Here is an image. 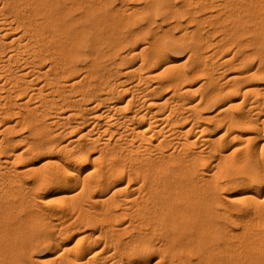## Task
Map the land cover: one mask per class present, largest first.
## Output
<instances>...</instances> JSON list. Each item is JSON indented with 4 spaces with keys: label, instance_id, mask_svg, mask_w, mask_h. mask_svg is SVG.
Masks as SVG:
<instances>
[{
    "label": "bare ground",
    "instance_id": "1",
    "mask_svg": "<svg viewBox=\"0 0 264 264\" xmlns=\"http://www.w3.org/2000/svg\"><path fill=\"white\" fill-rule=\"evenodd\" d=\"M3 1L0 0V2H1L0 3V52L2 51L4 53H6L5 52L6 48H9L8 49L9 52H8L7 58L4 57V53H1V54H3V56L0 55V76H5L4 77L5 81H4V79H2L3 81H1V82H3V83L0 82V87L3 88V86L6 87V86L10 85L7 88L8 93L5 92L4 94H5V96L7 94H8V96H10V99L8 100V102L10 104H12V106L6 107V108H8V109L5 108L6 110L1 109L2 112H0V116L3 118V116L6 117L9 115V117L12 118L13 115H11V111L18 109V107H17L13 110L12 109L14 107L13 105L16 104L17 106H24V107H26L25 105H27V108L29 111H26L27 108L25 109V111L28 112V114H27L28 117H26V115H22L21 116L22 117L21 122H28L31 124V126L34 125L33 129L37 130L40 126L38 127V125H36L35 123L37 121H39V120H37L38 119L37 115L41 114L42 111L40 110V108L42 106L41 107L38 106L39 111H41V112L38 111V108L36 106L39 102H36L37 104L35 106L33 105V107H31V106L29 107V104H30L29 102H30L31 97L34 95L35 96H41L43 98V101L40 100L41 101L40 103H43V104L45 103L47 106H48V104H52V103H50V100L45 97L48 95H46L47 92H45L44 85L48 84L47 85V87L49 86L48 89L49 90L51 89V92L52 91L54 92V90H52V89H55V92H56V89L57 90L59 89V85L61 84L60 82L62 81V78H64V77H66L65 79H68L67 81H70V82H68L69 87L74 85L75 83H78V86H76V84H75V88L76 87L78 88L80 86V90H81V92H79L80 96L78 98V101L75 102L76 104L74 107L70 106L72 104H70V105L68 104L71 102L67 103L68 107H67V105H65L67 107V110L70 108L75 109L76 105L79 101H81V102L82 101L83 102L84 101H87V102L92 101V102H91V104H89L90 106H88V107L84 106V104H83V107L84 108L86 107V109H88V111L91 112V114H89L90 117L87 118V116H88L87 115L88 113H87L86 114L87 116H84L82 118V121H80V119H77L78 122H76L74 119V121L76 123H71L72 124V125L70 124L71 128L69 127V128L65 129V130L68 129L70 132V129H73V128L76 129V127L77 128L83 127V125L87 122L88 123L87 130H85V132L83 130L84 136H88L87 138H85V140L88 139V141L86 140L87 143L86 142L85 143L80 142L81 140H79V138H80V134L82 133L81 132V133H78L79 137L76 135L77 136V137L75 136L76 138L75 137H73V138L71 137V139L68 138L69 141L67 139V141L65 143H62L60 145L56 144L55 140H49L48 141L46 139V142L47 141L50 142V143L47 142L48 144H45L46 142H44L43 144L40 142L41 144H38V142H35V140H34V142H35L34 144H32L33 143L32 142L30 144L31 146L30 145L28 146L29 143H27L26 146L24 145V147H22V150H19L16 148L15 144L12 143V142H14L13 140H12V142L11 141L8 142L6 140L8 143L5 144L4 143L5 141L3 140L5 138L1 137L2 140L0 138V152L2 150V153L4 151L6 153V155L4 158L0 157V176H3L5 173L4 172L5 170L2 167H7V168H11V166L13 167V165H15L17 160L20 161L26 157L27 153L29 154V150L32 151V153H33L34 151L39 152L40 150L46 151L47 149L49 150V149H52L56 146V148H54V150H55V149H57V147L60 146L59 148L62 151V155H61L62 157H60V158L58 157L59 159H55V157L54 158L48 157L44 163L47 164V166H48V164H50L49 166H52V169H51V167L50 168L47 167V169L49 171L47 172L44 170L43 174L44 175L46 174V176H42L43 174L40 175V172H39L38 173L39 178L41 176V178L44 179V181H45V178H47V177H51V176H53V178H54V176H57V178L60 177V178H62L63 182L66 185L79 188L78 194L83 193V196L86 192H89V191H92V193L95 192V191H93V189H97V190L101 189L102 194L99 192H98L99 194H97V192L90 194V192H89V194L91 195L90 197L93 199L94 203L97 204L96 206L99 208V209H97V207H96V210L99 212V210L102 209V212H101V210H100V212H101V216L103 218L97 217V216L96 217L100 218L99 220H102V219L104 220V218L107 219L106 221L108 222V224L112 222L113 223V224H111L112 227L114 226L116 220H120V222H121V219H122V222H121L122 226L118 225L120 227H117L118 221L115 224L116 227L118 228V230H116V228H115V230L118 232V234H119V230H120V233H122V234H123V232L129 233V227H131V226H133V228L134 227L138 228V230L140 229L139 231L134 230V231H136L135 232L136 235L133 234L134 236L132 238L129 237L130 238V239H128L129 241L125 240L128 238V236L127 237L125 236L126 238L123 239V241H121L122 243L126 241L125 245L123 243V246H125V247L121 246L122 243L119 245L122 248H118L119 246L116 247L117 249L113 247V249L116 250L115 251L116 253H113V251H109V249H107L108 247L106 248L107 250L105 249V251H103L104 246L100 250H98L99 248L97 249L95 247H94L95 249H93L90 241L86 242V244H85L84 242L81 241L82 239H79L81 235L78 236V239L76 240L77 242H75V245H71L72 247L70 246V248H67V246H69V245L61 246L60 241L62 239L59 240L60 236H57V237L55 236L56 238L55 237L51 238V241L53 242V244L55 246H58V247L61 246L62 247V249L59 250L58 254L55 253L57 256V259L60 258L59 264H61L62 262L64 264H144V263L146 264L147 261H149L150 259L149 260L144 259L143 256H145V254L148 253L150 250L151 251L153 250L152 248L155 245V242H153L154 245L151 243L150 240L152 238L150 239L147 237L151 233H149L148 230H146L148 232V234H147V232L143 231V230H145L143 228H145V226H148V225L151 226V224H152L151 231H155L156 227L159 228L160 226L161 227L164 226L163 228H164V230L166 229V233H167L166 240L163 239V241H165V243L163 244L160 241V243L163 246H161L158 242V244L160 246L157 247V249L159 251V252L158 251L157 252L160 253V254H158V256H161L160 261L163 260L164 258H166V257H164V255L167 252L169 255L168 260H174L177 257V260H175V261L178 264H264V242L258 241L261 238L260 236L264 237V232H263L264 228L261 231L259 230L258 233H256L255 230H253L255 234L249 232V230H248L249 237L242 238V236L240 237V233L233 232L234 229L230 230L226 225H223V223L221 225V224L216 223L215 222L216 220L214 221V218L221 214L219 209L217 210L218 204L220 202H222L221 201L222 199L220 200L221 196L219 197V195H218V191H222V189L224 187H225V189H227L226 186H229L231 184H233V186H234L237 184L236 186H240V185L245 186V189L249 188L248 190H250L253 187L252 185H254V183H255V185L256 184L260 185L259 187L264 189V160H263L264 159L263 158L264 157V141H262L261 143H258V144L255 143L256 144V145H254L255 147H253V146L250 147L248 145L250 148H246L244 145V144H246L245 142H248V141H244V143L241 141L242 143H239V145L236 144V147L234 146L233 147L234 149L233 148L231 149L232 153H227V152L225 153L224 152V148H225L224 147L225 146L224 141L225 140H226L225 142L228 141V143H226V145H227L230 143L229 141H234L236 139L234 136H237V138L239 137V139L242 138L241 135L239 136L238 134H236V132H233L234 130L232 131V129H237L239 127H241V128L248 127V128H250L249 129L250 131H251V129H254V132L256 131L255 135L256 136L258 135L257 137L262 136V135H260L261 134L260 132L263 131V129H264V115H262L264 112V109H262L263 108V103H262L263 100L262 99H264V84H262L263 86L261 85L262 87H260L259 84H257L258 87H256V84H253V82L251 81V78L254 76H257L258 74H260V72L264 73V0H244L245 1L244 4L242 3L243 1H241V2L239 1L245 7L244 8L242 4H239L240 8H242V7L244 8V12L241 9L237 8L238 5H233L232 1L228 2L229 0L228 1L224 0L225 3L221 0H220L221 2L219 1L220 3L219 2L216 3L217 1L215 2V0H197L195 2H193V0H189V1H192L193 3H196V6H198L196 8H199L197 10L192 8L193 10L190 9L192 12L188 13V15H191V17L190 16L188 17L189 18L188 20H190V22L193 21L194 23H196V25H197L196 28L200 27L205 22H207V23L209 22L210 24H212V22H214L212 25L213 26L215 25L216 29H217L216 26H220V25L227 27V25H226L227 18L226 17H228V19L232 18L233 21L235 22V23L232 22V24L234 23V28L236 25L235 30H237V31H235L234 33H232V35H230L231 36L230 37L231 42L229 40H227V42H224V39L223 40L221 39L222 37L220 38L221 40L215 41L216 42L215 50H213L210 53L208 52L209 54L204 53V50L206 49V47L204 50H203V48L205 45H209L212 43L211 38H213V36H214V35L212 36L213 33H210L211 38H209L208 35H206V37H205V35L202 34L203 32L198 33L197 34L198 36L196 35L197 38L195 37L197 42L195 41L196 43L194 44L190 54L188 55V58L186 56L187 59H185V61H182V62L179 61V63L185 62L184 66H182V64H179L177 62H173L174 61V60H172L173 58L171 59V57L166 55V52H167L166 47L168 46V42L165 43L166 42L165 40H167V38L170 37V36L169 37L167 36L168 33H166V32L170 31L169 29L171 27H173L171 24H174V26H175V24L177 26L180 25V29L183 28L181 30L182 31L181 34H183V35L185 33L189 34V32L191 34L192 33L191 31L194 30L191 27H190L191 28V30H190V28L186 24H183L182 19L180 18V16L183 15L182 12L185 10V7H184V9H182V8H180V7H182V5H181L179 7L180 12H178L179 11L177 9L178 5L175 6L174 5L175 3L173 4V0H159V1H157V0H151L150 1L149 0V2L147 0L146 5L143 8L142 7L136 8L138 5L137 6L135 5L136 6L135 8H132V7L130 8L129 4H128V5H126L128 7H126L125 5L122 6L123 9L125 6L124 10L119 5L118 9L109 10L110 13L107 12L109 14L106 16L103 14L104 11L102 12V15L99 14L97 16L96 20L95 19L93 20L92 25L88 27V30L84 29L83 30L84 32H81V30H80L79 32H81V33H76L73 35V37L71 35V38H68V36H67L66 38L69 39V41H68L69 44H65V45H68L67 47H64L65 45L63 46L64 42L61 44L59 43L60 46H57V47L58 48L61 47V49L63 51H66V54L64 53L65 56L63 54V61L61 60V61L57 62V64L60 63V64H58V66L57 65H55V66L50 65V67L47 66L48 68L46 67V70L42 69L43 68L42 67L43 66L42 60L44 58V54H41L40 51L38 50V48L40 47L39 49L43 50V49H41V47H42L41 44L45 43V39H46V33L45 32H48L46 29H48V30L50 29L52 31L50 33L55 34L54 36H56V33L61 35V32L63 33V30L66 29V28H64L65 26H63L65 24H63V25L61 24L62 27H57L56 26L57 23L55 22L57 20H55V21L52 20L51 21V22H53L52 24H51V22L48 23L46 21L47 26H42L43 24L41 23L42 24L41 26H39V27L37 26V27H33V28L29 29L30 33H31V37H32V38L30 37V40L33 39V37H34L37 39V40L34 39L35 42L40 43V41L42 39L44 41L42 43H40L39 46H37V49L34 47L35 44H33L32 47L34 48V50H33L34 54H32V55L29 54V57H28V51H29L28 48L32 45L31 44L32 42L30 43L31 45H28L29 44L28 41L30 42V40H28V23L26 25L22 24L23 30H18V26L21 25L22 17H26V19H28V14H25L27 10H24V15H22L21 9L23 8L25 3L27 6V4L29 2H28V0H10V1L6 0L7 3L5 1L4 2ZM45 1L44 0L42 1L43 5H44V3H46ZM127 1H131V0H127ZM156 1H157V3H156ZM170 1L172 3H169ZM184 1H183V4H184ZM187 1H185V4L187 3ZM189 1H188V3L192 5V3ZM20 2H23L24 4L23 3L20 4ZM53 2L54 1H52L51 3H53ZM102 2H103V0H102ZM144 2H145V0H144ZM165 2H166V4H165ZM37 3H36V5H37ZM229 3H231L233 5V7ZM245 3H246V5H245ZM228 4H229V6H231L233 8V11L231 8L232 13L229 10V11H227V15H226V13H225L226 11L223 12L225 9L222 10V8H227V7L230 8L228 6ZM21 5H22V7H21ZM78 5H79V3H78ZM171 5L172 6L174 5L175 7H172ZM26 6H24V9H27ZM37 6H35V7L38 10ZM184 6H186V5H184ZM120 8L122 9V11ZM212 8H217L216 10L219 9L218 12L217 11L215 12L216 15L214 12L209 14V12H212L211 11ZM228 8L226 10H228ZM50 9H52V8H50ZM181 9H182V12H181ZM237 9H239V10L236 14ZM168 10H170V12ZM240 10H241V12H240ZM167 11L169 12L167 14L168 18L171 17L172 19H175L176 21L174 20L175 22L171 23V24H169V22H168V24H169V26H167L168 28H164V27H162L161 24H159L158 27L164 29L163 33L157 34L159 32H156L157 30H155L154 35H153L154 37H152L153 39L151 41L146 42V43H148L147 45L143 44L142 47H139L140 45H138V43L143 39L145 34H147V31H152V29H155L153 27L151 29L150 28L151 25H153V24L156 25L155 23H157V25H158L159 22H157V20H156V15H158V16H160V14L163 15L162 13H165V12L167 13ZM202 11H203V16L201 15L198 18L197 15L199 14V12H202ZM60 12H61V10H60ZM222 12L225 13V14H222L223 16L221 15ZM228 12H230V13H228ZM38 13H40V11ZM61 13H63V11ZM61 13H60V16L63 15ZM88 13H90V10H88ZM218 13L221 17H219ZM139 15H141V16L143 15V18H144V16H146L145 19L147 20V23H146L147 26H142V27H138L135 29V28H133V22L136 20V18ZM216 16L219 17V20H216V18H215ZM32 17H34V16H32ZM31 18H30V20H31ZM58 19H60V18H58ZM71 19H74V18L72 17ZM166 19H167V17H166ZM69 20H70V17H69ZM71 21H73V20H71ZM71 21H69L70 24H71ZM161 22H163V21L161 20ZM231 28H233V25ZM232 30L233 29H231V31ZM226 31H228V30H226ZM231 31H229L230 34H231ZM64 32H66V31H64ZM71 32H69V33H71ZM74 32H77V31H73V33ZM73 33H71V34H73ZM86 33L88 36V40H89V36L92 35V40L90 43L92 45V47H91L92 52L90 53L92 55V58H91L92 61H91L90 65H88V63L86 64V65H88V68H90L88 71H86V74L83 72L84 74L80 75V77H82V75H83L84 78L87 80L86 82L84 81V83H83L84 79L83 80L80 78L78 80L76 78L74 79V77L76 75V70H77L76 66L77 65L76 64L74 65V63L72 62V59H73L74 54L76 53L75 52V46H77L79 43H81V41L84 40ZM190 34H189V36H190ZM9 35H10V39H7V37H9ZM172 35L173 34H171V36ZM179 35H180V33H179ZM179 35L177 36V38L182 36V35H180V36ZM224 35H223V37H225ZM246 35L251 36V38H249V37L244 38ZM62 36H63V34H62ZM62 36H59L60 39L62 38ZM56 38H58V37H56ZM38 39H40V40H38ZM60 39H58V40H60ZM185 39H187V38H185ZM215 40H217V39H215ZM56 42H57V40H56ZM44 46H45V44H44ZM137 46L140 49H138ZM212 46L213 45H211L210 47H212ZM32 47L30 49L31 51H32ZM46 47H47V45H46ZM129 47L131 48L130 51H128ZM179 47H180V45H179ZM233 47H235L234 52H233V50L231 51V49H233ZM249 47H253L256 50L252 49L250 51V50H248ZM42 48H44V47H42ZM47 49H45V50H47ZM137 49H138V51H137ZM125 50H127L128 52L126 51L127 53H125L124 52ZM59 52H62V51L60 50ZM30 53H33V52H30ZM80 53H81V51H80ZM219 53H220V55H219ZM217 54H218V56L215 57V55H217ZM256 54H257V56L260 57V58H258V60L259 59L260 60H259V65L257 64V66L255 67L254 62H253V59L255 57H253V55H256ZM107 55H108V57H105ZM52 56H54V55H52ZM131 56L132 57L138 56V57H140V60H138V62H136V65L128 66L129 68L124 69L125 71L123 70V72H125L128 75L126 77H130L129 74L131 75V73L134 74V79L129 78V79H131L130 80L131 85L129 86L127 84L128 87H126V86H124L125 84L122 85V83L126 79H124V81L123 80H117V79H119V77L116 78L115 76L118 73L117 72L118 68L116 71H114V70H115L116 66L119 64H126V65L130 64V65H132L133 62L131 61V58H132ZM192 56L194 57L195 61L191 67H188L189 68L188 69L185 64H186V61L188 59L190 60V57H192ZM210 57H212V58L213 57H215V58L220 57L222 59L220 62L230 64V66L226 65L227 67H225L226 69L228 68L231 70V73H230L229 77L227 78L228 80L226 81V83H224V82L221 83V85L220 84H214L212 86L211 90L209 92L207 91L208 93L205 96L201 95L200 98L198 96V99L189 98L190 96L187 94H190L192 91H195L194 89L191 88L190 85L192 82L191 78L193 76H195L196 74H204V75L209 74V76L211 78L210 81L216 82L215 81L216 76L214 74H212V71H211V73L208 72V67H210L211 65L209 64L210 62L208 63L207 58L210 59ZM14 58H16L17 59L16 61H19V63L22 62L21 63L22 65L18 64V65H20V67H18L17 70H15L16 68L13 69V70H15L13 72L11 69H8V66H9L8 64L11 63V62L10 63H8V62L11 59L13 61ZM101 58L102 59L105 58L103 64L100 60ZM107 58L109 60V61L107 60L108 62L106 61ZM215 58H213V61ZM183 60H184V58H183ZM210 61H212V60H210ZM218 62H219V60H218ZM14 63H15V61H14ZM104 63H106V64H104ZM54 64H56V63H54ZM214 64H216V63H214ZM161 65H163V67L160 68L162 70L161 71L159 70L157 73H155L156 72L155 69ZM212 65H213V63H212ZM218 65L220 66V64H218ZM216 66L217 65H215V67ZM77 67H80V66H77ZM82 67H83V65H82ZM84 67H86V66H84ZM223 67L224 66H222V68ZM225 68H223V70ZM209 69L211 70V68H209ZM221 69H220V71H222ZM226 69L224 70V72L225 71L227 72L228 69L227 70ZM9 70H11L12 72H10ZM120 71H121V69H120ZM216 71H218V70H216ZM220 71H219V73H220ZM213 72H214V70H213ZM40 73L44 74V76L46 77L47 84H45V83H42L43 85L37 84L38 85L37 87H35L36 85L34 84L35 86L32 87L33 88V90H32L31 87L29 86V84H27L29 82L28 77L31 75H32V77H33V75L36 77H40L39 76ZM215 74H217V73H215ZM220 74H219V77H220ZM204 75H201V76H204ZM90 78H95L94 79L95 81L93 82L91 80H88ZM70 79H72V82ZM208 79H209V77H208ZM217 79H218V77H217ZM32 80H30V83H32L34 81V80L33 81ZM74 80H76V81H74ZM151 80H156V81L154 82ZM204 80L205 79H203V81ZM150 81L154 82V84L149 85ZM127 82H129V81H127ZM57 84H59L57 86L58 88L55 87ZM65 84L63 83L62 86H64ZM121 86H123V87H121ZM27 87H28V89H31V91H33V92H30V93H32L31 94L32 96L28 95L29 98L28 97L24 98L22 96L23 98H21L19 100L20 102L19 101L17 102V100H15L18 96L15 97V99H13L14 94H18V93L22 94V92H25V89H27ZM62 88H64V87H62ZM165 88L169 89V95L167 97L165 96L166 98L164 100H162V98L157 99V98L153 97V94L155 96L157 93L163 92V89L165 91L166 90ZM49 90H46V91H49ZM71 90L72 89H70V91ZM77 90H79V88ZM2 91H3V89H2ZM27 91H29V90H27ZM72 91H74V90H72ZM238 91L240 93H243L244 96L242 95V99H243L242 102L243 103L246 102L248 104L247 105L248 109L247 110L245 109L246 112H244V111L239 112L240 114L238 113V115H235L234 112L231 113L230 107L232 106V104H231L230 100H231L232 94H234ZM57 92H61V90H59ZM62 92L60 93V95L62 94ZM65 92H68V91L66 90ZM74 92H71V93H74ZM122 92H125V93L130 92V93H128V95H131V96L127 97L128 99L123 98L126 101L124 103H122V101L120 100L121 94L124 95V93H122ZM28 93L26 92V94H28ZM36 93H39V94L37 95ZM75 93H78V91ZM176 94L179 95V97L177 99L174 98V96ZM250 94L251 95L255 94V96L251 97ZM60 95H59V97H60ZM63 95H64V93H63ZM157 95H159V94H157ZM185 95H187L189 97H186ZM260 95H261V98L263 97L262 99L259 98ZM49 96H51V95H49ZM76 96H78V95H76ZM64 97H65V95H64ZM123 97H125V96H123ZM176 97H177V95H176ZM33 98L37 99L38 97L37 98L33 97ZM52 98H53V95H52ZM75 99H76V97H75ZM4 100H6V99H4ZM13 100H15V102H13ZM64 101L66 102L65 98H64V100L61 99L60 104L64 105ZM70 101H72V100H70ZM169 101L171 102L170 105L168 104ZM31 102H33V99H31ZM53 103H54L53 105L59 106V109L61 110V112H62V108H63V110L66 109V108H64L65 106L64 107L61 106L62 108H60V105L57 102L56 103L53 102ZM5 104L6 103L3 102L1 105H5ZM236 104H238V103H236ZM39 105H41V104H39ZM99 105H102L101 109L99 108L98 109L99 111L95 110L97 108V106H99ZM217 105H218V108H216L217 110L215 109L216 111H213V113L214 112L215 113L211 114L210 116L206 115L207 117H205L203 119H206V118L212 119L215 124L219 123L220 121L221 122L223 121L227 125V127L225 129V126H226L225 125L224 131H219L220 135L219 134L216 135L217 137L212 135L213 136L212 137L210 135H206V133L210 132L209 131L211 129L210 127L206 126V124L198 125L197 119L205 116L204 115L205 113L204 112H203L204 114L200 113L198 116L195 115V117L193 115L196 114L200 110L205 111L206 108L210 109L211 107L217 106ZM147 106H150V108H152V109H147ZM50 107H52V106L50 105ZM50 107H48V108H50ZM181 107L187 108L189 110L188 111L189 113L192 112L191 114H193V112H194V114L192 116H193V120H196V121L189 119L191 116L187 115V111L185 108H184V110H185L186 114L184 116H182V118H179L178 110L182 111V109H180ZM239 107H241V106H239ZM36 108H37V110H36ZM55 108H57V106H55ZM77 109H78V113H81V111L79 112V107ZM83 109L80 107V110H83ZM42 110H43V108H42ZM15 111L17 112V110H15ZM20 111H18V112H20ZM25 111H22L21 113H23ZM37 111L39 112V114ZM44 111L45 110H43V113H45ZM49 111H51V110H49ZM55 111H58V110L55 109ZM250 111L251 112L253 111L252 112L253 114ZM1 113H2V115H1ZM17 113H15V115ZM66 113H68V112H66ZM69 113H70V115H73V112H69ZM78 113H76V114H78ZM46 114H47V112H46ZM74 114H75V111H74ZM181 114H182V112H181ZM18 115H20V114H18ZM65 115H67V114L64 113V116H62V118L68 116V115L67 116H65ZM174 115H175V118H174ZM40 116H42V115H39V117ZM44 116H46V115L44 114ZM1 117H0V121H1ZM54 117H56V116H54ZM16 119H19V118H16ZM57 119L58 118H56V120ZM182 119H184L183 122L187 119L191 120L193 122L189 121L191 123L188 122V124H186L185 122H187V121H185L184 123H182V121H181ZM51 120L50 121L53 122L55 120V118H53ZM61 120H59L57 122L61 123L60 122ZM200 120H202V119H200ZM16 121L20 122V120H16ZM54 122H56V121H54ZM62 122H64V121H62ZM179 122H181V125H179L180 124ZM221 122H220V125L222 124ZM47 123H48V121H47ZM69 123L70 122H68L67 125H69ZM206 123H207V121H206ZM3 125H4V123H3ZM203 125H205V126H203ZM223 125L224 124H222L221 126H223ZM13 126L14 125H8V127H6V125H5V128H7V132H8V130H10V127L12 128ZM20 126H18V127H20ZM23 126H24V124H23ZM41 126L45 128V126H43V125H41ZM65 126H66V124H64L63 128H65ZM215 126L216 125H214V127ZM15 127H13V128H15ZM18 127H17V129H18ZM40 128L38 131L42 130ZM47 128H48V126H47ZM74 129H73V131L71 130L72 133L75 131ZM239 129H237V130H239ZM4 130H3V132H4ZM65 130H63V131H65ZM244 130H246V129H244ZM55 131L58 133L57 130H55ZM43 132H45V131H43ZM51 132H49V133H51ZM59 132H60V130H59ZM69 132H65L66 133L65 135H67V133H69ZM252 132H253V130H252ZM4 133H6V131ZM40 133H41V135L40 134L39 135L41 136V138H42V136L43 137L46 136L45 138H49V135L47 136L45 133H42V132H40ZM47 133H48V131H47ZM60 133L62 135L64 132H60ZM69 134H71V133H69ZM211 134H212V132H211ZM55 135L58 136V134H56V133L54 134V136L51 134L52 137H56ZM82 135H83V133H82ZM242 135H243L242 139H246V140H249L252 136V134H250L251 136L249 135L250 137L248 135H246L247 137H244L245 136L244 134H242ZM255 135L253 134V137L251 139L253 140L255 138V141H256L257 138ZM1 136H3V135H1ZM20 140L22 141V139H20ZM58 140H60V139H58ZM18 141H19V139H18ZM43 141H44V139H43ZM61 141L62 140H60V142ZM56 142H58V141H56ZM240 144H243L244 146H242ZM250 145H251V142H250ZM241 147H245L246 149L244 150V148H241ZM28 148H30V149H28ZM240 148L242 150H244L243 155L241 154L242 151L241 152L239 151L240 154L237 151V153H238L237 156L240 155V157L239 158L234 157L236 155V154L234 155V152L238 149L240 150ZM52 150H51V153H52ZM231 150H229V151L231 152ZM216 153L218 154L217 159L214 156V154H216ZM207 156H209V159H211V161H212V158H210V156L211 157L214 156L215 159L214 158L213 159L216 162L214 160L212 162L209 160L211 162V165H209ZM255 157H256L257 161H258V159L259 160L261 159V162H259L258 164L253 166V165L249 164V162L251 163V160L255 159ZM89 158L92 159L89 166L83 170H80L81 163L83 161L88 160ZM231 158H233V159L231 160ZM200 162H202L201 165H199ZM213 162H215V163H213ZM42 166L45 167V165H43V164H42ZM1 168H2V170H1ZM15 168L13 167V169L12 168L11 169L14 170V172H17V169L15 170ZM33 168L32 169L30 168L31 171H33ZM213 169H214V172H213ZM34 170H35V168H34ZM41 170H42V168H41ZM219 170H220L221 174H220ZM9 171H7V173ZM24 171L27 172V170H24ZM12 172L13 171H11L10 176L8 175L9 177L6 180V182L0 181V200L2 199V201H0V202L7 200V201H9V202H7V205L9 206V208L13 207V209H14L17 207V203H15V201H13L11 197H14V195L16 197L19 194H16V192H15L16 190L14 189L15 188L14 186H13L14 188H12V189H14L13 192H11V189H10L11 185L9 184L10 188L8 186V183H10V182L13 183L14 179H15V181L17 180L16 179L17 174L14 176V174H13L14 172L13 173ZM217 172L219 174H216ZM7 173H5V175H7ZM216 175H218V177ZM214 176L217 178L220 177V180H222V179H224V180H222V182H221L220 180L215 179ZM3 177L5 178V176H3ZM41 178L38 179V181L40 182V185H42L41 182H43V180L41 181ZM38 181H37V183H39ZM220 182H221V185H220ZM17 183L15 182L13 184H17ZM43 184H45V183H43ZM220 186L222 188L219 190ZM38 187H40V186H38ZM111 187H113V188H111ZM230 188H231V186H230ZM261 188H259V190H255V189L252 190L251 192L253 194L247 193V194H245L244 197L247 196L246 199H248V197L256 199L255 197L259 196V198H260V196H261L260 194L262 193V190H260ZM26 189L27 188H25V190ZM245 189H244V192H245ZM23 192H20V193H23ZM219 194H221V193L219 192ZM63 195L64 194H62V196ZM223 196L227 197L225 194ZM64 197L65 198L71 197L70 199H72V197H74V195L68 194V196L64 195L61 198H64ZM87 197H88V194H87ZM87 197H86V199H87ZM244 197H240L239 199L240 200H241V198L244 199ZM232 198H234V197H232ZM232 198H230V200ZM9 199H11V200H9ZM262 199H264V196ZM23 200H24V198H23ZM61 201H62V199H61ZM249 201H251V200H249ZM262 201L264 202V200H262ZM217 202H218V204H217ZM253 202H256V201L253 200ZM5 204H2V205L4 206ZM68 204L70 206V203H68ZM216 204H217V206H215ZM228 204H230V202H228ZM261 204L262 203L260 202L258 205L260 206ZM25 205H26V203H25ZM219 205L221 206V204H219ZM254 205H255V203H254ZM0 206H1V204H0ZM8 206H7V208H8ZM222 206H225V205L222 204ZM259 206H257L256 209L259 208ZM263 206L261 205L262 210H260V208H261L260 207L259 209H257L258 210L257 212L255 211L256 209L254 207L250 206L251 209L249 211L247 210L248 212L246 213L247 218H245V216L243 215L239 218L240 221H236L238 217L236 219H232L230 221L232 223L239 224L242 221V219H244L242 222V223H244V225L242 227L247 231V229H249L253 225L260 223V221H264V208H263ZM74 207H75V203H74ZM74 207H73V210H74ZM225 207L228 208L227 206H225ZM225 207H223V208H225ZM7 208L5 211L8 210ZM70 208H72V206ZM234 208L236 210V207H234ZM241 208H243V207H241ZM252 209H255V210L253 211ZM1 210H2V208H0V219H1V222H3L2 216H4V213H6V212L1 211ZM3 210H4V207H3ZM231 210H233V209H231ZM251 210L253 212H250ZM79 211H80V209H79ZM13 212L14 211H12V213ZM17 213H18V211H17ZM76 213H78V210L76 211ZM223 213H224V215L226 214L225 211H223ZM60 214H62V213H60ZM9 215H11V214H9ZM224 215H222V216L220 215V216L224 217ZM9 217H11V216H9ZM23 221H24V219H23ZM38 221H39V219H38ZM109 221H111V222H109ZM7 222H9V221H7ZM34 222H35V219H34ZM63 222L65 225V221H63ZM18 223H21V222H18ZM45 223H46V221H45ZM45 223H44V225H45ZM3 224H4V222H3ZM3 224H0V236H1L0 237V255L3 253H6L7 255H5V256L8 257V255H9V257H8L9 259L7 258L8 259L7 262H6V260H4L5 261L4 262L3 261L4 258L1 257L2 260H0V261H2V263L4 262V264L5 263L6 264H17L13 260L14 258L12 255H13V253H15L17 251L16 248L18 245L17 244L18 241L22 242L23 239L25 240L26 236L28 237V233H25V229H24L25 227H23V226H26V224L25 225L23 224V226L22 225L19 226V225H17V223H15L19 227H14V228H12V227L10 228L9 227L10 225L8 226V224H4V225ZM118 224H120V223L118 222ZM1 225L3 227H1ZM233 225H235V224H233ZM21 226L23 228H21ZM52 226H53V224H52ZM44 227H46V226H44ZM47 227H50V226L47 225ZM69 227L68 228L66 227V228L69 230ZM66 228H65V230H67ZM104 228H106V227H104ZM257 228H259V227H257ZM100 229H102V228H100ZM113 229H114V227H113ZM126 229L128 231L125 232ZM68 230H67V232H68ZM131 230H132V228L130 229V231ZM100 231H102V230H100ZM112 231L115 232L116 236L118 235V234H116L117 233L116 231H114V230H112ZM112 231H110V229L108 230V232H112ZM156 231H157V229H156ZM160 231H159V233H160ZM251 231H252V228H251ZM105 232L104 233L107 234V231H105ZM70 233H71V231H70ZM100 233H102V232H100ZM153 233H152V235H153ZM250 233L252 235H250ZM25 234H27V235H25ZM55 234H57V233H55ZM46 235H48V234H46ZM102 235H104V234H102ZM162 235H163V233H162ZM97 236H98V234H97ZM145 236H146V239L143 238ZM157 236H159V235H157ZM257 236L260 237L258 240H257V238H258ZM30 237H32V236H30ZM62 237H63V235H62ZM104 237H106V235H104ZM107 237L109 238V236H107ZM151 237H153V236H151ZM222 238H224L225 241H223L221 243ZM27 239L28 238H26V240ZM32 239H31V241H32ZM49 239H47V240H49ZM143 239H145V240H143ZM147 239H148V241H146ZM105 240L107 241L108 239L106 238ZM110 240H111V238H110ZM31 241H29V242H31ZM35 241H37V240H35ZM38 241H40V240H38ZM79 241H81V242H79ZM142 241H145V242H142ZM24 242H22V243H24V245L26 247L27 242L26 241H24ZM110 242L112 243V241H110ZM148 242H150L151 244ZM158 244H156V245H158ZM106 245L107 244H105V246ZM108 245H109V243H108ZM25 247H24V250H25ZM27 247L29 248V246H27ZM101 247H102V245H101ZM259 247H261L262 250H259L258 249ZM21 248H23V246H21ZM91 248H92L93 253L91 252L92 254L89 255L86 252H87V250H89ZM155 248H156V246H155ZM15 249H16V251H15ZM157 249H155V250H157ZM257 249L259 251H257ZM192 251H193V254L195 255V258H194L195 260L192 258L193 254H190L191 256L188 254ZM111 252L113 253L114 256H112ZM153 254H154V252H153ZM96 255H97L98 259H97ZM124 256H126V259H124L125 258ZM29 257H31V256H29ZM109 257H112L114 260L112 258H109ZM94 258H96L97 260ZM108 258L111 260V262H109V263H108V260H109ZM146 258H148V256ZM30 259L32 260V258H30ZM155 261L159 262V261H157V259ZM171 262H173V261H171ZM170 264H173V263H170Z\"/></svg>",
    "mask_w": 264,
    "mask_h": 264
},
{
    "label": "rangeland",
    "instance_id": "2",
    "mask_svg": "<svg viewBox=\"0 0 264 264\" xmlns=\"http://www.w3.org/2000/svg\"><path fill=\"white\" fill-rule=\"evenodd\" d=\"M1 1H3V0H1ZM6 3H7V1L6 0H4ZM3 1V2H4ZM10 1V0H9ZM8 1V2H9ZM43 0H28V4H27V6H26V3L24 4L23 2H20V4L21 3H23L24 4V6H26V8L27 9H24V6H23V10L21 9V13H22V15H24V10H27L26 11V13L25 14H28V19H26V17H22V19H21V25H19L18 26V30H23V25H26L27 23H28V40H30V37H31V33H30V30L29 29H31V28H33V27H39V26H41L42 24V26H47L46 25V23L48 22V23H50L52 20L53 21H55V20H57V21H55L56 23V26L57 27H62V25L63 24H65V25H63V26H65L64 28H66L65 30H63V33L61 32V35L60 34H57L56 33V36H54L55 34H51L50 32H52L50 29L48 30V29H46L48 32H45L46 33V39H45V43H42L44 40L42 39L41 41H40V43H42L41 44V46L42 47H44V48H42L41 47V49H43V50H40L39 48H38V50L40 51V53L41 54H44V58H43V70H46V67L47 66H49L50 67V65H53V66H55V65H57L58 66V64H60V63H58L57 64V62H59V61H63V54L65 53L66 54V51H63L62 49H61V47H57V46H60V44L61 43H63L64 42V44H63V46L65 45V44H69V39H67L66 37L68 36V38H71V35H72V37H73V35L74 34H76V33H81V32H84L83 30L84 29H87L88 30V27L89 26H91L92 25V22H93V20L95 19L96 20V18H97V16L100 14V15H102V12H103V14L106 16V15H108L110 12H109V10H114V9H118L119 8V5H120V7H122L123 5H128L129 4V7L131 8H135L137 5L139 6H137L136 8H140V7H144L145 5H146V2H147V0H145V2H144V0H131V1H127V0H103V2H102V0H44L46 3H44V5H43V2H42ZM50 1V2H49ZM52 1H54L53 3H51ZM110 1V2H109ZM151 1V0H150ZM157 1H159V0H157ZM157 1H156V3H157ZM183 1L184 0H173V4L176 6V5H178L176 8L179 10L180 8H182V9H184V7H185V10L182 12V9H181V12H182V14L183 15H181L180 16V18L182 19V22H183V24H186L189 28L191 27L192 29H194V30H192L191 32V34H190V32H189V34H190V36H189V34H187V33H185L184 35L183 34H181L182 33V29L183 28H181L180 29V25H176L175 24V26H174V24H171V23H174L176 20L175 19H172L170 16V18H168V16H167V14L170 12V10H168L167 11V13L165 12V13H162L163 15H161L160 14V16H158V15H156V20H157V22H159L158 23V25H157V23H155L156 25H151V29H152V27L153 28H155V29H152V31H147V34H145V36L143 37V39L138 43V45H140L139 47H142L143 46V44L145 45H147L148 43H146V42H148V41H151L153 38L152 37H154L153 35H154V32H155V30H157L156 32H159V33H157V34H161V33H163V28H160V27H158L159 26V24H161L162 25V27H164V28H168L167 26H169V24H171L173 27H171L169 30L170 31H167L166 33H168L167 34V36L169 37V38H167V40H165L166 42L165 43H167L168 42V46L166 47V55H168L169 57H171V59L172 60H174L173 62H177V63H179V61H185V59H187L188 58V55L190 54V52H191V50H192V48H193V46H194V44L197 42L196 41V38H197V34L198 33H202L203 35H205V37H206V35H208L209 36V38H211V34L210 33H213L212 34V36H213V38H211L212 39V43L211 44H209L210 46L211 45H213L212 47H210L209 45H203L204 46V48H203V50L205 49V47H206V49L204 50V53H210V52H212L213 50H215V47H216V42L215 41H218V40H223L224 39V42H227V40H229L230 42H231V39H230V35H232V33H234L235 31H237V30H235L236 29V25H235V28H234V21H233V19L232 18H230V19H228V17H226L227 18V20H226V25H227V27L226 26H223V25H220V26H216L217 27V29L215 28V25L213 26L212 24L214 23V22H212V24H210L209 22L207 23V22H205V23H203L200 27H197L196 28V23H194L193 21H191L190 22V20H188L189 18V16L191 17V15H188V13L189 12H192L191 10H193V9H199V8H196V7H198V6H196V3H193V2H195V1H197V0H193V2L192 1H189V2H191L192 3V5L191 4H189L188 3V1L187 0H185V1H187V3L185 4V1H184V4H183ZM217 1V2H216ZM220 0H215V2L216 3H218ZM221 1H223L224 2V0H221ZM220 1V2H221ZM228 1V0H227ZM226 1V2H227ZM232 1V3H233V5H238V7L237 8H239V9H241L243 12H244V0H229L228 2H231ZM236 1V2H235ZM241 1H243L242 3H240ZM37 3V5L39 6H37L36 5V3ZM95 2V3H94ZM148 2H149V0H148ZM219 2V3H220ZM222 2V3H223ZM1 3V2H0ZM56 3V4H55ZM78 3H79V5H78ZM98 5H97V4ZM121 3V4H120ZM127 3V4H126ZM169 3H172L171 1L169 2ZM225 3V2H224ZM235 3V4H234ZM22 4V5H23ZM101 4V5H100ZM134 4V5H133ZM142 4V5H141ZM165 4H166V2H165ZM189 4V5H188ZM229 4H231V3H229ZM229 4H228V6H229ZM239 4H242L243 5V7L242 8H240V5ZM22 5H21V7H22ZM96 5V6H95ZM136 5V6H135ZM172 6V7H175V6ZM182 5V7H180ZM184 5H188L187 7L186 6H184ZM232 5V4H231ZM233 5H232V7H233ZM241 5V6H242ZM245 5H246V3H245ZM35 6H37V8H38V10L36 9V7ZM49 6V7H48ZM63 6V7H62ZM125 6H124V9H125ZM166 6V5H165ZM48 7V8H47ZM69 7V8H68ZM115 7V8H114ZM117 7V8H116ZM126 7H128V6H126ZM180 7V8H179ZM230 8H228V10H226L227 8H222V10L223 9H225L223 12H225L226 13V15H227V11H231V6H229ZM50 8H52V9H50ZM60 8V9H59ZM193 8V9H192ZM36 9V10H35ZM121 9V8H120ZM122 9H123V7H122ZM122 9H121V11H122ZM123 9V10H124ZM191 9V10H190ZM217 8H212V12H209V14L210 13H215L216 11L218 12L219 11V9L218 10H216ZM236 9V8H235ZM239 9H237V11H236V14H237V12H238V10ZM60 10H61V12L63 11V13H61L60 12ZM88 10H90V13H88ZM188 10V11H187ZM214 10V11H213ZM241 10H240V12H241ZM23 11V12H22ZM30 11V12H29ZM40 11V13H38ZM163 11V10H162ZM232 11H233V8H232ZM232 11H231V13H232ZM28 12V13H27ZM44 12V13H43ZM58 12V13H57ZM65 12V13H64ZM107 12H109V13H107ZM178 12H180V10L178 11ZM221 13V15L222 14H225V13ZM242 12V13H243ZM34 13V14H33ZM36 13V14H35ZM60 13L61 14H63L62 16H60ZM185 13V14H184ZM228 13H230V12H228ZM77 15V16H76ZM81 15V16H80ZM170 15V14H169ZM180 15V14H179ZM188 15V16H187ZM203 16V11L202 12H199V14L197 15V17L199 18L200 16ZM215 15H216V13H215ZM218 15H219V13H218ZM225 15V16H226ZM26 16V15H25ZM32 16H34V17H31ZM38 16V17H37ZM60 16V17H59ZM80 16V17H79ZM85 16V17H84ZM140 16V17H139ZM137 18H136V20L133 22V28H138V27H142V26H147V20L145 19V17L146 16H144V18H143V15L141 16V15H139ZM223 16V15H222ZM69 17H70V20H69ZM74 18V19H71V18ZM166 17H167V19H166ZM219 17H221L220 15H219ZM219 17H215L216 18V20H219ZM233 17V16H232ZM30 18H31V20L33 21H31L30 20ZM58 18H60V19H58ZM78 18V19H77ZM164 20H163V19ZM223 18V17H222ZM141 19V20H140ZM29 20V21H28ZM40 20V21H39ZM71 20H73V21H71ZM161 20L163 21V22H161ZM175 20V21H174ZM215 20V19H214ZM36 21V22H35ZM45 21V22H44ZM47 21V22H46ZM69 21H71V24L69 23ZM230 21V22H229ZM35 22V23H34ZM44 22V23H43ZM73 22V23H72ZM168 22H169V24H168ZM185 22V23H184ZM187 22V23H186ZM232 22H234L233 24H232ZM42 23V24H41ZM53 22H51V24H52ZM23 24V25H22ZM33 24V25H32ZM62 24V25H61ZM70 24V25H69ZM192 24V25H191ZM69 25V26H68ZM190 25V26H189ZM195 25V26H194ZM211 25V26H210ZM232 25H233V28H231L232 27ZM67 26V27H66ZM185 26V25H184ZM203 26V27H202ZM80 27V28H79ZM158 27V28H157ZM194 27V28H193ZM225 27V28H224ZM71 28V29H70ZM191 28H190V30H191ZM215 28V29H214ZM75 29V30H74ZM150 29V30H151ZM221 29V30H220ZM230 29V30H229ZM231 29H233L232 31H231ZM81 30V32H79ZM172 30V31H171ZM189 30V29H188ZM189 30V31H190ZM199 30V31H198ZM202 30V31H201ZM226 30H228V31H226ZM64 31H66V32H64ZM72 31V32H71ZM73 31H77V32H74L73 33ZM181 31V32H180ZM208 31V32H207ZM218 33H217V32ZM220 31V32H219ZM229 31H231V34H230V32ZM69 32H71V33H73V34H71V33H69ZM207 32V33H206ZM216 32V33H215ZM225 32V33H224ZM229 32V33H228ZM69 33V34H68ZM173 34L172 36H171V34ZM178 33V34H177ZM179 33H180V35H182L181 37H179V38H177V36L179 35ZM228 35H227V34ZM62 34H63V36H62ZM67 34V35H66ZM170 34V35H169ZM176 34V35H175ZM220 34V35H219ZM225 34V35H224ZM62 36V38L64 39H60V37L59 36ZM179 35V36H180ZM188 35V36H187ZM192 35V36H191ZM195 35V36H194ZM197 35V36H196ZM218 35V36H217ZM223 35L225 36V37H223ZM48 36V37H47ZM184 36V37H183ZM220 36V37H219ZM56 37H58V38H56ZM190 37V38H189ZM196 37V38H195ZM222 37V38H221ZM227 37V38H226ZM251 38V36H249V35H246L244 38ZM32 38V37H31ZM86 38V39H85ZM185 38H187V39H185ZM221 38V39H220ZM226 38V39H225ZM7 39H10V35H9V37H7ZM34 39L35 40H37L36 38H34L33 37V39H31L30 40V42L28 41V45H31L29 48H28V57H29V54L30 55H32V54H34V48L32 47L33 46V44H35L34 45V47L37 49V46H39V44L40 43H38V42H35L34 41ZM58 39H60V40H58ZM150 39V40H149ZM166 39V38H165ZM185 39V40H184ZM215 39H217V40H215ZM38 40H40V39H38ZM55 40V41H54ZM56 40H57V42H56ZM91 40H92V35H90L89 36V40H88V36H87V33H86V35H85V37H84V40L83 41H81V43H79L77 46H75V54H74V56H73V59H72V62L74 63V65L76 64L77 66H80V67H77L76 66V75H75V77H74V79L76 78L77 80L80 78V79H84L83 80V83H84V81L86 82L87 80L84 78V76L82 75V77H80V75L81 74H86V71H88L90 68H88V65H90V63H91V61H92V55L90 54L91 52H92V45L90 44L91 43ZM226 40V41H225ZM48 41V42H47ZM196 41V42H195ZM32 42V43H31ZM47 42V43H46ZM84 42V43H83ZM31 43V44H30ZM53 45H52V44ZM56 43V44H55ZM59 45H58V44ZM44 44H45V46H44ZM46 45H47V47H46ZM83 45V46H82ZM179 45H180V47H179ZM55 46V47H54ZM68 45H65L64 47H67ZM172 46V47H171ZM31 47H32V51L30 50L31 49ZM46 47V48H45ZM57 47V48H56ZM138 46H137V48L138 49H140ZM171 47V48H170ZM48 48V49H47ZM184 48V49H183ZM234 48L235 47H233V49H231V51L233 50V52H234ZM9 48H6L5 49V52L6 53H4V52H0V55H2L3 56V54H1V53H4V57H6L7 58V55H8V52H9V50H8ZM45 49H47V50H45ZM77 49V50H76ZM130 47H129V50L128 51H130ZM138 49H137V51H138ZM252 49H254V50H256L255 48H253V47H249L248 48V50H252ZM62 51V52H59V51ZM190 50V51H189ZM4 51V50H3ZM43 53H42V52ZM57 51V52H56ZM80 51H81V53H80ZM127 50H125L124 52L125 53H127L126 52ZM230 51V52H231ZM30 52H33V53H30ZM49 52V53H48ZM147 52V51H146ZM186 52V53H185ZM46 53V54H45ZM58 53V54H57ZM87 53V54H86ZM208 53V54H209ZM54 55V56H52V55ZM65 54H64V56H65ZM46 55V56H45ZM52 57H51V56ZM219 55H220V53H219ZM91 56V57H90ZM186 56H187V58H186ZM216 56H218V54L217 55H215V57ZM239 56V55H238ZM3 57V58H4ZM55 57V58H54ZM61 57V58H60ZM105 57H108V55L107 56H105ZM132 57V56H131ZM137 57V58H136ZM134 56V57H132L131 58V61L133 62L132 63V65H130V64H128V65H126V64H119V65H117L116 66V68H115V70L114 71H116L117 70V68H118V73H117V75L115 76L116 78H118L119 77V79H117V80H123L124 81V79H126L123 83H122V85H124V86H126V87H128L127 86V84L130 86L131 85V79H129V78H132V79H134V74L133 73H131V75L129 74V76L130 77H126V76H128L125 72H123V70L124 69H126V68H129L128 66H133V65H136V62H138V60H140V57H138V56ZM215 57H213V58H215ZM253 57H255L254 59H253V62H254V65H255V67L257 66V64L259 65V60H258V58H260L259 56H257V54L256 55H253ZM54 58V59H53ZM139 58V59H138ZM183 58H184V60H183ZM213 58L212 57H210V59L209 58H207V61H208V63L211 65L210 67H208V72H210L211 73V71H212V74H214L215 76H216V78H215V81L216 82H211L210 81V76H209V74H196L195 76H193L192 78H191V80H192V82H191V88L192 89H194L195 91H192L190 94H187V95H189V96H187V95H185L186 97H189V98H192V99H198V96H199V98L201 97V95H206L210 90H211V88H212V86L214 85V84H220L221 85V83H226V81L228 80L227 78L229 77V75H230V73H231V70L230 69H226L225 67H227L228 65L230 66V64H227V63H222V62H220L222 59L220 58V57H217V58H215L214 59V61H213ZM52 59V60H51ZM65 59V58H64ZM110 59V58H109ZM136 59V60H135ZM17 59L16 58H14L13 59V61H12V59L8 62V63H10V64H8L9 66H8V69H11L13 72L15 71V70H17L18 69V67H20V65H18V64H21V63H19V61H16ZM101 60V62H102V64H103V62H104V60H105V58H101L100 59ZM108 60V58L106 59V61ZM189 60V59H188ZM186 61V67L188 68V67H191L193 64H194V57L192 56V57H190V60L189 61ZM210 60H212V61H210ZM218 60H219V62H218ZM14 61H15V63H14ZM56 61V62H55ZM105 61V62H106ZM109 61V60H108ZM107 61V62H108ZM258 61V62H257ZM106 62V63H107ZM213 63V65H212V63ZM14 63V64H13ZM54 63H56V64H54ZM88 63V65H86ZM106 63H104V64H106ZM184 63L185 62H183V63H179V64H182V66H184ZM214 63H216V64H214ZM220 64V66L218 65V64ZM222 64V65H221ZM225 64V65H224ZM22 65V64H21ZM82 65H83V67H82ZM215 65H217L216 67H215ZM227 65V66H226ZM15 66V67H14ZM84 66H86V67H84ZM219 66V67H218ZM222 66H224L223 68H225L226 70H227V72L225 73L224 72V70H223V68H222ZM122 67V68H121ZM136 67V66H135ZM163 67V65H161V66H159V67H157L156 69H155V73H157L159 70L161 71L162 69H160V68H162ZM214 67V68H213ZM16 68V69H15ZM48 68V67H47ZM209 68H211V70L209 69ZM222 68V69H221ZM13 69H15V70H13ZM82 69V70H81ZM120 69H121V71H120ZM189 69V68H188ZM218 70V71H216V70ZM220 69L222 70V71H220ZM11 70H9L10 72H12ZM210 70V71H209ZM213 70H214V72H213ZM8 71V72H9ZM125 71V70H124ZM219 71H220V73H219ZM9 72V73H10ZM78 72V73H77ZM84 72V73H83ZM122 72V73H121ZM224 72V73H223ZM43 73V72H42ZM42 73H40L39 74V76L40 77H36V76H34L33 75V77H32V75L31 76H29L28 77V80H29V82L27 83V84H29V86L31 87V89L33 90V86H35V87H37L38 85L37 84H42V83H45V84H47V79H46V77L44 76V74H42ZM116 73V72H115ZM122 75H121V74ZM215 73H217V74H215ZM220 74V77H219V74ZM201 75H204V76H201ZM78 76V77H77ZM126 78H125V77ZM201 76V77H200ZM3 77V78H2ZM5 76H0V82L1 81H3L2 79H4V81H5V78H4ZM208 77H209V79H208ZM214 77V76H213ZM212 77V78H213ZM217 77H218V79H217ZM35 81H33L32 79ZM44 78V79H43ZM66 77H64V78H62V81L59 83V84H57L55 87L56 88H58L57 86L59 85V89L57 90L56 89V92H55V89H52V90H54V92L52 91L51 92V89L49 90L48 89V87H47V85H44V88H45V92H47L46 93V95H48V96H45L46 98H48L49 100H50V103H52V104H48V106L44 103H40L41 101H43V98L41 97V96H35L34 94V96H32L31 94L32 93H30V92H33V91H31V89H28V87H27V89H25V92H22V94L20 93H18V94H14V97H13V99H15V97H17L15 100H17V102L21 99V98H26V97H28L29 98V96L28 95H31L30 97H31V99H33V102H31V99H30V104H29V107L31 106V107H33V105L35 106L37 103L36 102H39L36 106H37V108H38V106H42L41 108H40V110L42 111H39V108H38V111L39 112H41V114H39V112H38V114L39 115H42V116H40L39 117V115H37V117H38V119L37 120H39V121H37L35 124L36 125H38V127L40 128V129H42V130H40V131H38L39 130V128L37 129V130H35V129H33L34 128V125H32L31 126V124L30 123H28V122H21V116L22 115H26V117H28L27 116V114H28V112H26V111H29L28 110V108H27V105H25L26 107H24V106H17L16 104L15 105H13L14 107L12 108L13 110L15 109V108H17L18 107V109H15V110H17V112L18 111H20V112H16L15 110L14 111H11V115H13L12 116V118L11 117H9V115L8 116H6V117H4L3 116V118L1 117V121H0V138L2 137V138H5V139H3L5 142V144L6 143H8V142H12V140L14 141V142H12V143H14L15 144V146H16V148L17 149H19V150H22V147H24V145L26 146V144L27 143H29L28 144V146L32 143V144H34L35 142H38V144H43L44 142H46V139L49 141V140H55V143L56 144H62V143H65L66 141H67V139L68 138H70L71 139V137L73 138V137H75L76 135L79 137V135H78V133H83V135H82V133L80 134V138H79V140H81L80 142H86V140L88 141V139H86L85 140V138H87L88 136H84V132H85V130H87V127H88V123L86 124H84L83 125V127H80V128H77L76 127V129H74L75 131L72 133L71 132V130L73 131V129H70V132H69V130L67 129V130H65L66 128H69L72 124L71 123H76V122H78V120L77 119H80V121H82V118L84 117V116H87V118H89L90 117V115L89 114H91V112L90 111H88V109H86V107L84 108L83 107V104H84V106H90L89 104H91V102L92 101H79L78 103H77V105H76V108L74 109H71L70 107V109H68L67 110V107H68V104L70 105V104H72V105H70V106H72V107H74L75 106V102L76 101H78V98H79V96H80V93L79 92H81V90H80V86L78 87L79 88V90H77L78 88L76 87L75 88V84H76V86H78V83H75L74 85H72V86H68L69 84H68V82H70V81H67L68 79H65ZM220 78V79H219ZM95 78H90V79H88V80H91V81H95L94 80ZM203 79H205L204 81H203ZM253 79V80H252ZM256 79V80H255ZM30 80H32L33 82L32 83H30ZM71 80V82H72V79H70ZM213 80V79H212ZM220 80V81H219ZM225 80V81H224ZM66 81V82H65ZM74 81H76V80H74ZM127 81H129V82H127ZM151 81H156V80H151ZM149 82V85H151V84H154V82ZM203 81V82H202ZM251 81L253 82V84H256V87H258V85L257 84H259V86L260 87H262L263 85L262 84H264V73H261L260 72V74H258L257 76H254V77H252L251 78ZM41 82V83H40ZM210 82V83H209ZM1 83H3V82H1ZM63 83L66 85H64V86H62L63 85ZM130 83V84H129ZM204 85H203V84ZM35 84V85H34ZM203 86H202V85ZM32 85V86H31ZM43 85V84H42ZM262 85V86H261ZM8 86H10V85H8ZM8 86H6V87H4L3 86V88L2 87H0V112H2L1 111V109H5L6 107H11L12 106V104H10L9 102H8V100L10 99V96H8V92H7V88H8ZM46 86V87H45ZM62 87H64V88H62ZM69 87V88H68ZM121 87H123V86H121ZM195 87V88H194ZM75 88V89H74ZM197 88V89H196ZM199 88V89H198ZM2 89H3V91H2ZM6 89V90H5ZM68 91V92H65L66 90ZM70 89H72V90H74L75 92H77L78 91V93H75L74 91H70ZM166 89V88H165ZM27 90H29V91H27ZM46 90H49V91H46ZM59 90H61V92H62V94L60 95V93L61 92H57V91H59ZM65 90V91H64ZM77 90V91H76ZM166 91V92H165ZM164 91V89H163V92H160V93H157V94H159V95H155L154 96V94H153V97H155V98H157V99H161L162 98V100H164L168 95H169V89H166ZM208 91V92H207ZM5 92H7L6 94V96H5ZM26 92L28 93V94H26ZM71 92H74V93H71ZM4 95H3V94ZM25 93V94H24ZM50 93V94H49ZM63 93H64V95H65V97H64V95H63ZM70 95H69V94ZM122 93H124V95L123 94H121V98H120V100L122 101V103H124V102H126L125 101V99L127 98V97H129V96H131V95H128V93H130V92H127V93H125V92H122ZM196 93V94H195ZM201 93V94H200ZM12 94V95H13ZM37 95L39 94V93H36ZM78 95V96H76V95ZM16 95V96H15ZM49 95H51V96H49ZM52 95H53V98H52ZM59 95H60V97H59ZM176 95H177V97H176ZM175 96H174V98H178L179 97V95L178 94H176ZM193 95V96H192ZM242 95H243V93H240L239 91L238 92H236V93H234V94H232V96H231V104H232V106L230 107V109H231V113H233L234 112V114L235 115H238V113L239 112H246V110L248 109V107H247V103L246 102H242ZM21 96V97H20ZM23 96V97H22ZM73 96V97H72ZM123 96H125V97H123ZM157 96V97H156ZM166 96V97H165ZM244 96V95H243ZM250 96L251 97H254L255 96V94L254 95H251L250 94ZM8 99H7V98ZM33 97H38L37 99H34ZM55 97V98H54ZM59 97V98H58ZM63 97V98H62ZM72 97V98H71ZM75 97H76V99H75ZM164 97V98H163ZM239 97V98H238ZM6 99V100H4V99ZM57 98V99H56ZM64 98H65V100H66V102L64 101V105L62 104H60V101H61V99L62 100H64ZM68 98V99H67ZM71 98V99H70ZM74 98V99H73ZM123 98H125V99H123ZM259 98H261V95L259 96ZM263 98V97H262ZM261 98V99H262ZM72 100V101H70V100ZM128 99V98H127ZM15 100H13V102H15ZM41 100V101H40ZM56 100V101H55ZM239 100V101H238ZM241 100V101H240ZM263 101H262V103H263V108L262 109H264V99H262ZM59 101V102H58ZM229 101V100H228ZM237 101V102H236ZM6 103L5 105H1L2 103ZM20 102V101H19ZM53 102H57V103H59V105H60V108H62V107H64L65 105H67V107L65 106L64 108H66V109H64L63 110V108H62V112H61V110L59 109V106L58 105H53L54 103ZM68 102H71V103H68ZM66 103V104H65ZM68 103V104H67ZM236 103H238V104H236ZM39 104H41V105H39ZM74 104V105H73ZM168 104L170 105L171 104V102L169 101L168 102ZM45 105V106H44ZM50 105L52 106V107H50ZM79 105V106H78ZM5 106V107H4ZM55 106H57V108H55ZM62 106V107H61ZM79 107V112L81 111V113L83 114H81V113H78V107ZM239 106H241V107H239ZM24 107V108H23ZM48 107H50V108H48ZM80 107L84 110H80ZM101 107H102V105H99V106H97V108L95 109V110H97V111H99L98 109L100 108L101 109ZM152 107V106H151ZM245 107V108H244ZM27 108V109H26ZM37 108H36V110H37ZM42 108H43V110H45L44 112L45 113H43V110H42ZM184 108L185 107H181L180 109H182V111L180 110H178V116H179V118H182V116H184L185 114H186V112H185V110H184ZM216 108H218V105L217 106H213V107H211L210 109H205V111L204 110H200V111H198L196 114H194V112H193V114H191V113H189L188 111V109L187 108H185L186 109V111H187V115H190L191 117L189 118V119H191V120H193V116L195 117V115L196 116H198L200 113L201 114H204L205 116H203V117H201V118H199V119H197L198 120V125H202V124H206V126H208V127H210L211 129L209 130L210 132H208V133H206V135H210V136H216V135H220V132L219 131H224V126L226 125L223 121L221 122L222 124H224L223 126H221L220 125V122L219 123H214L213 122V120L212 119H203V118H205V117H207L208 115L210 116L211 114H214L213 113V111H216L217 109ZM241 110H240V109ZM243 108V109H242ZM6 109H8V108H6ZM5 109V110H6ZM25 109H26V111H25ZM47 109V110H46ZM55 109H57L58 111H55ZM147 109H152V108H150V106H147ZM216 109V110H215ZM246 109V110H245ZM49 110H51V111H49ZM60 110V111H59ZM71 110V111H70ZM73 110V111H72ZM184 110V111H183ZM211 110V111H210ZM22 111H25V112H23V113H21ZM65 111V112H64ZM74 111H75V114H74ZM77 111V112H76ZM88 111V112H87ZM260 111V110H259ZM263 111V110H262ZM36 112V111H35ZM46 112H47V114H46ZM57 112V113H56ZM66 112H73V115H70V113L68 114V113H66ZM181 112H182V114H181ZM204 112V113H203ZM251 112V111H250ZM253 112V111H252ZM251 112V113H252ZM255 112V111H254ZM14 113V114H13ZM15 113H17L16 115H15ZM25 113V114H24ZM49 113V114H48ZM56 115H55V114ZM64 113L65 114H67V115H65V116H67V117H64V118H62V116H64ZM76 113H78V114H76ZM88 113V114H87ZM230 113V112H229ZM237 113V114H236ZM18 114H20V115H18ZM44 114L46 115V116H44ZM59 114V115H58ZM62 114V115H61ZM87 114V115H86ZM180 114V115H179ZM240 114V113H239ZM242 114V113H241ZM253 114V113H252ZM262 114V113H261ZM1 115H2V113H1ZM4 115V114H3ZM58 115V116H57ZM77 115V116H76ZM82 115V116H81ZM193 115V116H192ZM207 115V116H206ZM262 115H264V112H263V114ZM54 116H56V117H54ZM71 116V117H70ZM75 116V117H74ZM8 117V118H7ZM43 117V118H42ZM46 117V118H45ZM74 117V118H73ZM189 117V116H188ZM7 118V119H6ZM16 118H19V119H16ZM53 118H55V120L54 121H56V122H51L52 120L51 119H53ZM56 118H58L59 120H61L60 122L61 123H59V122H57V121H59L58 119L56 120ZM72 118V119H71ZM174 118H175V115H174ZM4 119V120H3ZM20 120V122H18V121H16V120ZM44 119V120H43ZM51 121H50V120ZM72 121H71V120ZM74 119H75V121H74ZM98 119V118H97ZM196 119V118H195ZM200 119H202V120H200ZM13 120V121H12ZM183 120L184 119H182L181 121H182V123H184L185 121H187V122H185L186 124H188V122L189 121H191V120H185L184 122H183ZM200 120V121H199ZM47 121H48V123H47ZM62 121H64V122H62ZM66 121V122H65ZM193 121H196V120H193ZM193 121H191V122H193ZM206 121H207V123L209 124H207L206 123ZM10 124H9V123ZM15 124H14V123ZM51 122V123H50ZM68 122H70L69 123V125H67V123ZM191 122H189V123H191ZM201 122V123H200ZM3 123H4V125H3ZM7 123V124H6ZM13 123V124H12ZM24 124V126H23V124ZM57 123V124H56ZM180 124L179 125H181V122H179ZM22 124V125H21ZM26 124V125H25ZM45 124V125H44ZM64 124H66V126H65V128H63L64 127ZM71 124V125H70ZM212 126H211V125ZM5 125H6V127H8V125H14L13 127H15V128H11L10 127V130H8V132H7V128H5ZM21 125V126H20ZM41 125H43V126H45V128L44 127H42ZM56 125V126H55ZM63 125V126H62ZM214 125H216L215 127H214ZM18 126H20V127H18ZM47 126H48V128H47ZM55 126V127H54ZM74 126V125H73ZM203 126H205V125H203ZM17 127H18V129H17ZM51 127V128H50ZM60 127V128H59ZM226 127H227V125L225 126V129H226ZM45 130H44V129ZM63 130H65V131H63ZM71 128V127H70ZM222 128V129H221ZM240 128V129H239ZM239 128H237V129H239V130H237V129H232V131L233 132H236V134H238L239 136L241 135V137L243 138V135L242 134H244L245 136L244 137H247L246 135H250V134H252V136H251V138L253 137V134L255 135L256 133V131L254 132V129H251V131L249 130L250 128H248V127H243V128H241V127H239ZM248 128V129H247ZM5 129V130H4ZM242 129V130H241ZM244 129H246V130H244ZM2 130V131H1ZM3 130H4V132L6 131V133H4L3 132ZM35 130V131H34ZM55 130H57L58 131V133L55 131ZM59 130H60V132H64L62 135H61V133L59 132ZM83 130H84V132H83ZM217 130V131H216ZM249 130V131H248ZM252 130H253V132H252ZM43 131H45V132H43ZM47 131H48V133H47ZM53 133H52V132ZM14 132V133H13ZM36 132V133H35ZM38 132V133H37ZM40 132H42V133H45L47 136L49 135V138H45L46 136H42V138H41V133ZM49 132H51V133H49ZM65 132H69V133H71V134H69V133H67V135H65L66 133ZM211 132H212V134H211ZM216 132V133H215ZM218 132V133H217ZM252 132V133H251ZM58 134V136L57 135H55L56 137H52L51 136V134L54 136V134ZM60 133V134H59ZM240 133V134H239ZM261 134L260 135H262V136H259V137H257L256 135V141H255V138L252 140L251 138L249 139V140H246V139H242V138H240L239 139V137L237 138V136H234L233 138L235 139H233L234 141H229L230 143L229 144H227L226 145V143H228V141L227 142H225L224 141V152L226 153H232V148L235 146L236 147V144L237 145H239V143H244V141H248V142H245L246 144H244L245 145V147L246 148H250V147H255L254 145H256V144H258V143H261L262 141H264V129H263V131H261L260 132ZM40 134V135H39ZM44 134V135H45ZM1 135H3V136H1ZM43 135V134H42ZM61 135V136H60ZM65 135V136H64ZM60 136V137H59ZM65 138H64V137ZM67 136V137H66ZM76 136V137H77ZM212 136V137H213ZM249 136V137H250ZM254 136V137H255ZM18 137V138H17ZM26 137V138H25ZM59 137V138H58ZM75 137V138H76ZM217 137V136H216ZM2 138H1V140H2ZM17 138V139H16ZM52 138V139H51ZM54 138V139H53ZM60 139V140H62L61 142H60V140H58V139ZM62 138V139H61ZM18 139H19V141H18ZM20 139H22V141L20 140ZM31 139V140H30ZM38 139V140H37ZM42 141H41V140ZM43 139H44V141H43ZM57 139V140H56ZM232 139V138H231ZM8 142H7V141ZM34 140H35V142H34ZM40 140V141H39ZM230 140V139H229ZM252 140V141H251ZM47 141V142H48ZM56 141H58V142H56ZM68 141H69V139H68ZM242 141V142H241ZM41 142V143H40ZM45 143V144H48V143H50V142H48V143ZM250 142H251V145H250ZM87 143V142H86ZM249 143V144H248ZM256 143V144H255ZM37 144V143H36ZM55 144V145H56ZM240 145H242V146H244L243 144H240ZM247 145V146H246ZM250 147H249V146ZM31 146V145H30ZM58 146V145H57ZM228 148H227V147ZM60 147V146H59ZM59 147H57V149H55L54 150V148H56V146L54 147V148H52V149H47L46 151H42V150H40L39 152H33L32 153V151H30L29 150V154L27 153V155H26V157L24 158V159H22V160H17V162L15 163V165H13V167L15 168V170L17 169V172H14V170H12L13 169V167L11 166V168H7V167H2L5 171V173H7V171H9L8 173H7V175H5V173H4V175L3 176H5V178L3 177V176H0V181L2 182V181H5L6 182V180L8 179V177L10 176V174H11V171H13L12 173L14 174V176L17 174V176H16V181H15V179H14V181H13V183H17V184H13L12 182H10V183H8V186H9V188H10V185H11V192H13L14 191V189L16 190L15 192H16V194H19L18 196H16L15 197V195H14V197H11L12 198V200L13 201H15V203H17V207L16 208H14L13 209V207H10L9 208V206L7 205V202H9V201H7V200H4L3 202H0V204H1V206H0V208H2V210L1 211H5L6 210V208H7V206H8V210L7 211H5L6 213H4V216H2L3 218H2V221L4 222V224H8V226L11 228H14V227H19L20 225H22L23 226V224L25 225L26 224V226H23V227H25L24 229H25V233H28V237L26 236V238H28L27 240H26V238H25V240L23 239L22 240V242H24V241H26L27 243H26V247H25V245H24V243H22L21 241H18V245L20 244L21 246H23V248H21V246L19 245H17V251H16V249H15V253H13V260L17 263V264H59L60 262V258L59 259H57V256H56V254L55 253H57L58 254V252H59V250H61L62 249V247L61 246H67V245H69V246H67V248H70V246L71 245H75V242H77L76 240L78 239V236L79 235H83L82 237L80 236V238L79 239H82L81 241L82 242H84L85 244H86V242H91V245H92V248L93 249H95V248H99L98 250H100V249H102L103 248V246H104V248H103V251H105V249L107 248V249H109V251H113V253H116L115 251V249H113V247L114 248H116L117 246H119L122 242L121 241H123V239H125L127 236H128V238L127 239H125V240H128V239H130V238H132L134 235L133 234H135V232L136 231H139L138 230V228H133V226H131V227H129V233L128 232H126V231H128L127 229L125 230V232L126 233H124L123 232V234L122 233H120V230H119V234H118V232L116 231V230H118V228L117 227H120V226H122V219H121V222H120V220H116V222L118 221L120 224H118V222H117V227H116V222H115V224H114V229H113V227H112V225L111 224H113L111 221H109V222H111V223H109L108 224V222L106 221L107 219H105L104 218V220L102 219V220H99L100 218H97V217H101V218H103L102 216H101V212H102V209H100L101 210V212H100V210H99V212L96 210V205L97 204H95L94 203V201H93V199L90 197L91 195V193H92V191H89L90 192V194H89V192H86L85 194H84V196H83V193L81 194H78V190H79V188H77V187H73V186H69V185H66L64 182H63V180H62V178H60V177H58L57 178V176H54V178H53V176H51V177H47V178H45V181H44V179H42L41 178V176H40V178H41V181L43 180V182H41V184L42 185H40V182L38 181V179H40L39 178V172H40V175H42L43 173H44V170L45 171H49L48 169H47V167H51V169H52V166H49L50 164H48V166H47V164H45L44 162L46 161V159L48 158V157H52V158H54L55 157V159H59L60 157H62L61 155H62V151L60 150V148ZM245 147H241V148H244V150L246 149ZM240 148V150L238 149V150H236L235 152H234V157H236V158H239L240 157V155L239 156H237L238 155V153H239V151L241 152V154L243 155V152H244V150H242ZM28 149H30V148H28ZM226 149V150H225ZM234 149V148H233ZM51 150H52V153H51ZM57 150V151H56ZM229 150H231V152L229 151ZM42 151V152H41ZM56 151V152H55ZM237 151H238V153H237ZM31 152V153H30ZM58 153V154H57ZM240 154V153H239ZM5 155H6V153L3 151V153H2V150H1V152H0V157L1 158H4L5 157ZM214 156L216 157V159H217V157H218V154L216 153V154H214ZM211 157L210 156V158H212V161L215 159V157ZM59 157V158H58ZM214 158V159H213ZM264 158V157H263ZM90 159V160H89ZM88 160H86V161H83L82 163H81V165H80V170H83V169H85L86 167H88L89 166V164L91 163V158H89ZM206 159V158H205ZM204 159V160H205ZM207 159H208V163H209V165H211V159H209V156H207ZM233 158H231V160H232ZM211 162H210V161ZM264 160V159H263ZM206 161V160H205ZM215 161V160H214ZM216 162V161H215ZM215 162H213V163H215ZM259 162H261V159L259 160L258 159V161H257V159H256V157H255V159H253V160H251V163L249 162V164H251V165H256V164H258ZM199 163V162H198ZM42 164L43 165H45V167L44 166H42ZM202 164V162H200V164L199 165H201ZM87 165V166H86ZM29 168H28V167ZM42 166V167H41ZM10 167V166H9ZM35 168V170H34V168ZM37 167V168H36ZM2 168H1V170H2ZM23 170H22V169ZM25 168V169H24ZM33 168V171H31V169ZM40 168V169H39ZM41 168H42V170H41ZM7 169V170H6ZM38 169V170H37ZM211 169V168H210ZM216 169V168H215ZM24 170H27V172H25ZM37 170V171H36ZM41 170V171H40ZM23 171V172H22ZM35 171V172H34ZM213 172H214V169H213ZM212 172V173H213ZM219 172H220V170H219ZM22 173V174H21ZM37 173V174H36ZM216 174H219L218 172L216 173ZM220 174H221V172H220ZM223 174V173H222ZM9 175V176H8ZM38 175V176H37ZM13 176V177H14ZM42 176H46V174L44 175H42ZM217 177H218V175H216ZM12 177V178H13ZM215 177V176H214ZM217 177H215V179H217V180H220V177L219 178H217ZM15 178V177H14ZM39 182V183H37V181ZM222 180H224V179H222ZM222 180H220L221 182H222ZM54 181V182H53ZM58 181V182H57ZM21 182V183H20ZM219 182V181H218ZM221 182H220V185H221ZM12 183V184H11ZM43 183H45V184H43ZM10 184V185H9ZM26 186H25V185ZM29 184V185H28ZM38 186H40V187H38ZM215 184V183H214ZM36 185V186H35ZM45 185V186H44ZM237 185V184H236ZM236 185H234L233 186V184H231V185H229V186H226V188L227 189H225V187L222 189V191H218V195H219V197L221 196V198H220V200L223 202H220L219 204H221V206L218 204V202H217V204H218V207H217V210L219 209V211L221 212V216L222 215H224V213H223V211H225V215H224V217H221L220 215L219 216H216L215 218H214V221L216 222V223H218V224H221L222 225V223H223V225H226L230 230L232 229H234L233 230V232H237V233H240V237L242 236V238H246V237H249V234H248V230H249V232H251V233H253V234H255L254 233V231L253 230H255V232L256 233H258L259 232V230L261 231V230H263V226H264V221H260V223H257V224H255V225H253L252 227H250L249 229H247V231L242 227L243 225H244V223H242L243 222V220L244 219H242V221L239 223V224H237V223H232L230 220H232V219H236L237 217V220L236 221H240L239 220V218L241 217V216H245V218H247V212L251 209V207H254L255 209H256V207L257 206H259L258 204L261 202L262 204V206L264 205V202L262 201V200H264V199H262L263 198V196H264V189H262L261 187H259L260 185H255V183H254V185H252L251 187V189L250 190H248L249 188H247V189H245V186H236ZM15 188H14V187ZM24 186V187H23ZM30 188H29V187ZM230 186H231V188H230ZM20 187V188H19ZM35 187V188H34ZM255 187V188H254ZM12 188H14V189H12ZM25 188H27L26 190H25ZM111 188H113V187H111ZM222 187L220 186V188H219V190L221 189ZM234 188V189H233ZM257 188V189H256ZM259 188H261L260 190H262V193L260 194L261 196H260V198H259V196H257V197H255L256 199H253V198H251V197H248V199H246L247 198V196L246 197H244L245 196V194H249V193H251V194H253L251 191L252 190H259ZM225 189V190H224ZM230 189V190H229ZM244 189H245V192H244ZM19 190V191H18ZM224 190V191H223ZM247 190V191H246ZM24 191V192H23ZM63 191V192H62ZM72 191V192H71ZM93 191H95V192H93V193H96L97 192V194H99V193H101L102 194V192H101V189H93ZM18 192V193H17ZM20 192H23V193H20ZM99 192V193H98ZM219 192L221 193V194H219ZM76 193V194H75ZM92 193V194H93ZM244 193V194H243ZM62 194H64L65 196H68V194L69 195H74V197H72V199H70L71 197H68V198H61V197H63L62 196ZM87 194H88V197H87ZM96 194V195H97ZM226 195L227 197H225V196H223V195ZM61 197H60V196ZM95 195V194H94ZM38 196V197H37ZM41 196V197H40ZM58 196V197H57ZM230 196V197H229ZM34 197V198H33ZM86 197H87V199H86ZM232 197H234V198H232ZM236 197V198H235ZM238 197V198H237ZM240 197H244V199L243 198H241V200L239 199ZM15 198V199H14ZM23 198H24V200H23ZM41 198V199H40ZM59 198V199H58ZM230 198H232L231 200H230ZM251 198V199H250ZM259 198V199H258ZM20 199V200H19ZM35 199V200H34ZM48 199V200H47ZM61 199H62V201H61ZM68 199V200H67ZM90 199V200H89ZM225 199V200H224ZM228 199V200H227ZM236 199V200H235ZM9 200H11V199H9ZM19 200V201H18ZM33 200V201H32ZM44 200V201H43ZM47 200V201H46ZM249 200H251V201H249ZM253 200L254 201H256V202H253ZM0 201H2V199L0 200ZM6 201V202H5ZM18 201V202H17ZM70 201V202H69ZM92 201V202H91ZM237 201V202H236ZM241 201V202H240ZM6 204H5V203ZM12 202V201H11ZM228 202H230V204H228ZM251 204H250V203ZM23 203V204H22ZM25 203H26V205H25ZM31 203V204H30ZM40 203V204H39ZM68 203H70V206H69V204ZM74 203H75V207H74ZM254 203H255V205H254ZM2 204H5L4 206L2 205ZM9 204V203H8ZM38 204V205H37ZM85 204V205H84ZM217 204L215 205V206H217ZM222 204L223 205H225V206H227L228 208H226L225 206H222ZM20 205V206H19ZM30 205V206H29ZM83 205V206H82ZM261 205L259 206V208L261 207ZM24 208H23V207ZM72 206V208H70ZM214 206V207H215ZM251 206V207H250ZM3 207H4V210H3ZM6 207V208H5ZM19 207V208H18ZM73 207H74V210H73ZM80 207V208H79ZM95 207V208H94ZM223 207H225V208H223ZM234 207H236V210H235V208ZM241 207H243V208H241ZM28 208V209H27ZM259 208H257V209H259ZM263 208H264V206H263ZM18 209V210H17ZM65 209V210H64ZM69 209V210H68ZM79 209H80V211H79ZM97 209H99L98 207H97ZM221 209V210H220ZM231 209H233V210H231ZM255 209H252L253 211L255 210ZM255 210L256 212L258 211V210ZM24 210V211H23ZM71 210V211H70ZM78 210V213H76V211ZM235 210V211H234ZM248 210V211H247ZM250 211V212H253V211ZM260 210H262V207L260 208ZM12 211H14L13 213H12ZM17 211H18V213H17ZM20 211V212H19ZM30 211V212H29ZM228 211V212H227ZM238 211V212H237ZM10 212V213H9ZM98 212V213H97ZM233 212V213H232ZM245 212V213H244ZM11 214V215H9V214ZM20 213V214H19ZM60 213H62V214H60ZM70 213V214H69ZM73 213V214H72ZM233 215H231V214ZM244 213V214H243ZM8 216H6V215ZM14 214V215H13ZM77 216H76V215ZM30 215V216H29ZM72 215V216H71ZM81 215V216H80ZM9 216H11V217H9ZM25 216V217H24ZM27 216V217H26ZM68 216V217H67ZM79 216V217H78ZM97 216V217H96ZM230 216V217H229ZM232 216V217H231ZM45 219H44V218ZM63 217V218H62ZM28 218V219H27ZM42 218V219H41ZM228 218V219H227ZM244 218V217H243ZM14 219V220H13ZM18 219V220H17ZM23 219H24V221H23ZM34 219H35V222H34ZM38 219H39V221H38ZM61 219V220H60ZM70 219V220H69ZM96 219V220H95ZM5 220V221H4ZM11 220V221H10ZM46 221V223H45V221ZM7 221H9V222H7ZM41 221V222H40ZM59 221V222H58ZM63 221H65V225H64V222ZM69 221V222H68ZM219 221V222H218ZM228 221V222H227ZM0 222H1V219H0ZM3 222H1L0 224H3ZM6 222V223H5ZM13 222V223H12ZM18 222H21V223H18ZM40 222V223H39ZM48 222V223H47ZM51 222V223H50ZM61 222V223H60ZM107 222V223H106ZM262 222V223H261ZM10 223V224H9ZM15 223H17V225H19V226H17ZM44 223H45V225H44ZM3 224V225H4ZM52 224H53V226H52ZM55 224V225H54ZM70 224V225H69ZM73 224V225H72ZM233 224H235V225H233ZM241 224V225H240ZM261 224V225H260ZM47 225L48 226H50V227H47ZM60 225V226H59ZM110 225V226H109ZM118 225H120V226H118ZM263 225V226H262ZM21 226V228H23ZM29 226V227H28ZM38 226V227H37ZM44 226H46V227H44ZM70 226V227H69ZM1 227H3L2 225H1ZM7 227V226H6ZM8 227V228H9ZM28 229H27V228ZM62 227V228H61ZM69 227V230L67 229V228ZM104 227H106V228H104ZM147 227V228H146ZM164 227V226H163ZM163 227H156L155 228V231H151V228H152V224H151V226L150 225H148V226H145V228H143V229H145V230H143L144 232H147L146 230H148V232L149 233H151L150 235H148L147 237L148 238H154L155 236V240L153 239H151L150 241H151V243L154 245V243L153 242H155V245L153 246V250L151 251H149L148 253H146L145 254V256H143V258L144 259H147V260H149V261H147V263L146 264H170V263H173V264H175L176 263V261L175 260H177V257L174 259V260H168V253L166 252L165 253V255H164V257H166V258H164L163 260H161L160 261V257L161 256H158V254H160V253H158L159 251H158V249H157V247L158 246H163L161 243H165V241H163V239L164 240H166V235H167V233H166V229L164 230V228ZM257 227H259V228H256ZM46 228V229H45ZM55 228V229H54ZM65 228L68 230V232H67V230H65ZM71 228V229H70ZM100 228H102V229H100ZM110 229V231H112V230H114V231H116L117 233L116 234H118L117 236L115 235V232H108V230ZM115 228H116V230H115ZM132 228V232L130 231V229ZM162 228V229H161ZM244 230H243V229ZM251 228H252V231H251ZM262 228V229H261ZM107 229V230H106ZM150 229V230H149ZM156 229H157V231H156ZM27 230V231H26ZM51 230V231H50ZM65 230V231H64ZM100 230H102V231H100ZM134 230H136V231H134ZM142 230V229H141ZM160 231V233H159V231ZM236 230V231H235ZM257 230V231H256ZM56 231V232H55ZM70 231H71V233H70ZM102 232V233H100V232ZM105 231H107V234H105L106 232ZM122 231V230H121ZM124 231V230H123ZM134 231V232H133ZM142 231V232H143ZM151 231V232H150ZM239 231V232H238ZM43 232V233H42ZM48 232V233H47ZM60 232V233H59ZM64 232V233H63ZM105 232V233H104ZM148 232H147V234H148ZM154 232V233H153ZM157 232V233H156ZM263 232H264V230H263ZM55 233H57V234H55ZM86 235H84V234ZM94 233V234H93ZM100 233V234H99ZM131 233V234H130ZM152 233H153V235H152ZM162 233H163V235H162ZM244 233V234H243ZM250 233V235H252ZM39 234V235H38ZM44 234V235H43ZM46 234H48V235H46ZM97 234H98V236H97ZM102 234H104V235H106V237H104V235H102ZM111 234V235H110ZM113 234V235H112ZM126 234V235H125ZM161 234V235H160ZM242 234V235H241ZM25 235H27V234H25ZM52 235V236H51ZM62 235H63V237H62ZM122 235V236H121ZM132 235V236H131ZM136 235V234H135ZM157 235H159V236H157ZM244 235V236H243ZM258 235V234H257ZM30 236H32V237H30ZM57 237V236H60V238H59V240H61L60 241V244H61V246H55L54 244H53V242L51 241V238H53V237ZM66 236V237H65ZM90 236V237H89ZM107 236H109V238L107 237ZM113 236V237H112ZM126 236V237H125ZM144 236V235H143ZM151 236H153V237H151ZM1 237V236H0ZM30 237V238H29ZM36 237V238H35ZM55 237V238H56ZM102 237V238H101ZM130 237V238H129ZM258 237V236H257ZM261 237V238H260ZM260 237H258L257 238V240L260 238V240H258L259 242L260 241H263L264 242V237L263 236H260ZM33 238V239H32ZM46 238V239H45ZM50 238V239H49ZM108 239L107 241L105 240V239ZM110 238H111V240H110ZM143 238H145L146 239V236L145 237H143ZM158 238V239H157ZM31 239H32V241H31ZM47 239H49V240H47ZM85 239V240H84ZM115 239V240H114ZM145 239H143V240H145ZM224 238H222L221 239V243L223 242V241H225V239L223 240ZM35 240H37V241H35ZM38 240H40V241H38ZM45 240V241H44ZM100 240V241H99ZM104 240V241H103ZM29 241H31V242H29ZM51 241V242H50ZM81 241H79V242H81ZM106 241V242H105ZM110 241H112V243L110 242ZM115 243H114V242ZM129 241V240H128ZM146 241H148V239L146 240ZM160 241H161V243H160ZM29 242V243H28ZM39 244H38V243ZM42 242V243H41ZM97 244H96V243ZM103 244H102V243ZM142 242H145V241H142ZM158 242H159V244H158ZM74 243V244H73ZM93 243V244H92ZM108 243H109V245H108ZM124 243V245H125V243H126V241L125 242H123ZM123 243L121 244V246H123ZM148 243H150V242H148ZM150 243V244H151ZM23 244V245H22ZM29 244V245H28ZM41 244V245H40ZM96 244V245H95ZM105 244H107L106 246H105ZM156 244H158V245H156ZM36 245V246H35ZM101 245H102V247H101ZM27 246H29V248L27 247ZM155 246H156V248H155ZM24 247H25V250H24ZM34 247V248H33ZM72 247V246H71ZM95 247V248H94ZM123 247H125V246H123ZM263 247V246H262ZM92 248L91 249H89V250H87V254H92L93 252H92ZM118 248H122V247H118ZM106 249V250H107ZM111 249V250H110ZM117 249V248H116ZM126 249V248H125ZM155 249H157V250H155ZM259 250H262V248L261 247H259L258 248ZM257 249V251H259ZM57 251V252H56ZM158 251V252H157ZM32 252V253H31ZM92 252V253H91ZM153 252H154V254H153ZM112 253V252H111ZM113 253H112V256H114L113 255ZM183 254V253H182ZM189 255L190 254H193V251L192 252H190V253H188ZM5 255H7L6 253H3V254H1L0 255V260H2L1 259V257L2 258H4L3 259V261L4 260H6V262H7V260L9 259L8 257H9V255H8V257L7 256H5ZM33 255V256H32ZM157 255V256H156ZM181 255V254H180ZM29 256H31V257H29ZM99 256V255H98ZM148 256V258H146ZM191 256V255H190ZM37 257V258H36ZM49 259H48V258ZM54 257V258H53ZM96 257H97V255H96ZM100 257V256H99ZM125 258L124 259H126V256H124ZM159 257V258H158ZM6 258V259H5ZM8 258V259H7ZM30 258H32V260L30 259ZM39 258V259H38ZM42 260H41V259ZM109 258H112V257H109ZM108 258V259H109ZM157 259V261H159V262H156L155 260ZM192 258L194 259L195 258V255L193 254L192 255ZM44 259V260H43ZM94 259H96V258H94ZM97 259H98V257H97ZM96 259V260H97ZM113 259V258H112ZM49 260V261H48ZM53 260V261H52ZM114 260V259H113ZM195 260V259H194ZM39 261V262H38ZM58 261V262H57ZM154 261V262H153ZM171 261H173V262H171ZM175 261V262H174ZM5 262V261H4ZM4 262L2 263V261H0V264H4ZM57 262V263H56ZM109 262H111V260L109 259L108 260V263ZM6 264V263H5ZM61 264H64L63 262L61 263ZM145 264V263H144ZM176 264H178V263H176Z\"/></svg>",
    "mask_w": 264,
    "mask_h": 264
}]
</instances>
